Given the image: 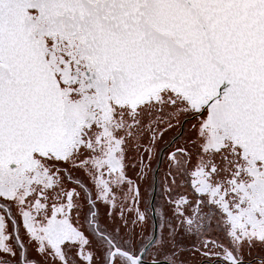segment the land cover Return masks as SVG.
<instances>
[{
    "label": "flooded vegetation",
    "instance_id": "flooded-vegetation-1",
    "mask_svg": "<svg viewBox=\"0 0 264 264\" xmlns=\"http://www.w3.org/2000/svg\"><path fill=\"white\" fill-rule=\"evenodd\" d=\"M125 1L0 0V68L6 67L10 76L23 83L1 61L9 59L2 54L6 43L1 21H5L22 43L41 44L61 89L55 62L69 58L84 64L85 72L75 75L85 78V93L92 96L84 106L98 126H102V119L108 120L113 105L137 102L147 84L158 81L174 85L184 95L193 93L191 98L197 101L198 112L184 118L180 132L160 149L157 165L150 171L151 197L141 198L143 185H134L136 197L126 202L121 217L124 222L120 225L124 230L118 231L116 238L103 229L101 205L106 201L93 198L88 185L82 182L71 183L79 187L80 195H85L82 200H48L43 192L36 201L7 198L12 191L21 193L22 186H14L24 178V166L32 151L16 149L0 154V264H110L115 250L122 253L114 255L113 264H133L124 253L141 259L139 264H264V148L253 147L226 117L225 96L214 100L216 94L165 74L152 72L143 83L126 77L118 65L124 44L117 34L118 5ZM204 115L222 134L221 141L229 149L226 159L230 168L224 173L226 176L220 175L217 184L201 177L195 183L179 184V190L186 192L184 197H166L173 186L166 182V173L171 174L165 166L166 153L185 133L187 123ZM107 128L105 123L104 129ZM61 143L62 140L55 148ZM176 152L169 153L173 162ZM203 170L200 168V172ZM63 172L71 182L72 177ZM52 186L53 191H58ZM63 186L61 191L69 190L68 183ZM129 219L132 225L127 231ZM217 235L229 239L231 246L209 240ZM244 239L250 244L246 252L260 249L261 255L237 258L243 250L238 244Z\"/></svg>",
    "mask_w": 264,
    "mask_h": 264
},
{
    "label": "water",
    "instance_id": "water-1",
    "mask_svg": "<svg viewBox=\"0 0 264 264\" xmlns=\"http://www.w3.org/2000/svg\"><path fill=\"white\" fill-rule=\"evenodd\" d=\"M118 7V65L126 77L143 83L152 72L165 74L214 100L225 96L226 117L264 148V0H126ZM1 27L9 58L2 64L23 83L0 68V154L56 146L67 127L60 83L41 44L22 43L5 21Z\"/></svg>",
    "mask_w": 264,
    "mask_h": 264
},
{
    "label": "rangeland",
    "instance_id": "rangeland-1",
    "mask_svg": "<svg viewBox=\"0 0 264 264\" xmlns=\"http://www.w3.org/2000/svg\"><path fill=\"white\" fill-rule=\"evenodd\" d=\"M63 61L55 62V67L63 89L67 123L65 136L59 148L54 145L37 148L30 154V160L24 166V178L14 186H22L21 193L18 195L17 191H12L7 198L36 201L40 198L39 193L43 192L48 200H82L85 195H80L79 187L71 184L82 182L88 185L93 198L106 201L101 205L105 221L103 229L116 238V233L124 230L120 225L124 222L121 217L126 210V202L136 197L134 185H143L141 198L151 197L153 176L150 171L157 165L160 149L180 132L184 118L198 112L199 105L191 98L193 93H186L187 96L172 84L151 82L137 102L113 105L108 120L102 119L103 127L98 126V121H91V111L84 106V102L92 96L85 93V78L83 80L82 76L75 75L79 71L85 72L84 64L71 62L69 58ZM100 113L98 110L96 115ZM206 116L187 123L185 133L166 153L165 166L171 171V174L166 173V182L173 184L166 197H184L186 192L179 190V184L195 183L201 177L217 184L220 175L223 178L230 168L226 159L229 149L221 141V132ZM105 123L107 129H104ZM174 150H178L175 162L169 159V153ZM180 150L184 151L183 154L179 153ZM202 167L204 170L200 172ZM64 170L72 177L71 182ZM65 183L69 184V190L63 192L60 188L63 189ZM51 186L58 191H53ZM77 207L80 208L79 203ZM62 208L66 207L62 205ZM129 221L127 231L131 230L132 222ZM209 240H216L224 247L231 246L229 239L218 235ZM242 241L238 246L243 250L237 253V258L252 259L261 255L260 249L246 252L250 244L246 239Z\"/></svg>",
    "mask_w": 264,
    "mask_h": 264
}]
</instances>
